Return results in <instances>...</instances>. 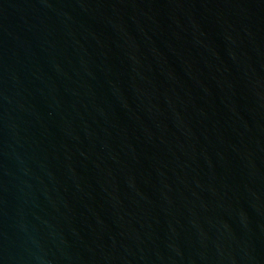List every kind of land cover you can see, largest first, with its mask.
<instances>
[{
	"label": "water",
	"instance_id": "1",
	"mask_svg": "<svg viewBox=\"0 0 264 264\" xmlns=\"http://www.w3.org/2000/svg\"><path fill=\"white\" fill-rule=\"evenodd\" d=\"M0 264H264V0H0Z\"/></svg>",
	"mask_w": 264,
	"mask_h": 264
}]
</instances>
